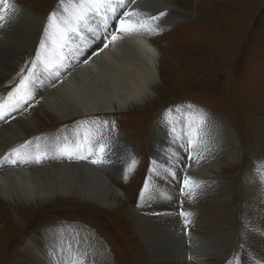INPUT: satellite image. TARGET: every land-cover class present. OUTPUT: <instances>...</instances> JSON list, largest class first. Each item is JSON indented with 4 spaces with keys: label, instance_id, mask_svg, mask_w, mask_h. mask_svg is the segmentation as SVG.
<instances>
[{
    "label": "rangeland",
    "instance_id": "rangeland-1",
    "mask_svg": "<svg viewBox=\"0 0 264 264\" xmlns=\"http://www.w3.org/2000/svg\"><path fill=\"white\" fill-rule=\"evenodd\" d=\"M12 1L17 6L30 10L35 15L45 17V19L56 8L58 2V0ZM159 1L150 0L142 3L143 5L147 2L143 10L153 15L162 11L167 13L165 18L161 20L164 30L158 35L145 38L159 50L161 55L158 79L153 89L154 93L148 96L145 101H142L141 104L130 106L126 108L127 110L113 112L110 115L116 121V124L120 123L118 125L122 128L125 137L122 134L119 135L120 139L117 136L113 137L107 129H103L100 133L98 130L94 132V139H99L102 132L104 139L101 140V143L107 142L110 145L107 155L108 162L99 165V167L110 179L109 186L112 189L114 186L121 192L116 203L112 206H101L94 201L91 202L81 198L76 193L64 197L56 195L42 201L34 199L24 202L16 198L1 199L0 264H20L22 255L30 247H33V249L35 247L34 250L30 249V253L34 255L29 254L30 259L35 257L38 259V264H51L52 261L49 256L42 254L39 248L41 241L39 239L36 241V237L39 233L54 232L53 224L71 222L90 232L85 234L81 227L68 230L65 226L57 228V231L60 234L67 235L74 232L82 233L81 239L87 236L91 237L102 257L99 264H153L156 257L150 253L149 246L147 247L148 243L143 240L141 233L139 234L136 230L135 212H143L144 214H142L149 221H156L157 214H163V218L158 223V226H160L165 221H171L168 191L173 195L177 194L182 198H186V196H181L183 195L182 191H178L177 180L182 171L183 163L185 164L184 159L188 163L187 153L178 143L172 142L171 125L167 126L168 124H165L168 121L165 118L167 109L175 102L189 103L194 106L204 105L209 111L216 113L233 128L237 136V143L240 145V149L244 150L241 165L227 163L223 160L222 155L226 148L231 150L230 146L233 143L226 140V137L223 136L225 134L221 130H210L208 151L207 154L204 153L206 160H202L199 163L200 166L193 163L190 167L191 174H189L197 180L202 177L199 180L203 182V187L200 194L187 204V211L191 212L192 216L190 218L191 223L186 229L182 223L185 240L187 237L186 231L193 232L200 229V232L203 233L201 236L197 234L200 239L216 242L215 246L217 248L220 246L217 249V255L213 253L211 256L204 257L207 264H264V244L261 241L249 242V239L245 238L246 233L243 229V224L250 222L254 226L253 230L264 232V228L261 227L264 224V212L262 210L264 208V187L259 184L256 170L257 182L255 187L257 185L259 187L250 188L244 181L248 169L252 165L254 167L256 163L254 160L256 155L262 159L254 169L261 167V164L264 167L263 143L259 146L261 148L258 151L257 142L254 150L255 157L253 156L254 152L250 155V150L247 149L254 141L253 138L259 130V126H264V13L262 14L264 0H171L175 10L171 8L166 9V11L165 8L160 7ZM17 18L19 20L23 19L19 13ZM254 19L257 20L255 24L253 23ZM252 26L253 28L249 30ZM7 27H10V25ZM35 34L31 30L30 34L25 35L23 42H26V45L20 49V55L13 56V58L10 53H7L1 57L2 53H0L2 59H5L8 64H12L9 71L2 72L0 75V97L6 96L7 92L11 90L9 82L13 81L14 77L16 78L15 82H19L17 73L25 68L26 64L29 66L30 61L34 58L31 50L37 45L36 36L35 38L33 36ZM39 108L40 104H36L32 109H28V112L35 119V129L18 120L25 138L31 139L34 136L43 135L40 139L45 140L48 137L58 136L66 127L76 126L77 129L67 130L71 132L68 144L72 146L69 150H72L75 154H81L82 151L83 154V147L78 148L75 146L81 143L83 135L78 133L74 136V134L80 131L79 128L83 127L78 124L86 119L76 116L77 118L72 117V119L68 118L61 121L54 115H44ZM97 117L99 115L94 116V118ZM160 119L161 122L164 121L165 125H161L157 131L151 133L154 125ZM92 120L88 119L85 124L88 125ZM260 121L261 123H259ZM6 128L7 126H4L0 129V138L6 140L5 146H10V150L21 145V142L18 141V144L15 142L16 139L24 136L10 135L5 132ZM49 130H56V132L53 133ZM177 131L179 130L177 129ZM110 138L112 139L110 140ZM114 138L117 141H114ZM56 140L58 139L56 138ZM73 141L75 144H73ZM36 145L37 142L33 148L36 149ZM224 147L225 149H223ZM174 148L178 149L179 154V162L175 164L176 182L175 178L169 177L164 172L165 168L172 166L169 157L175 150ZM49 149L52 151V145L48 146V150L43 155L44 157L51 155ZM89 150L91 149L88 147L87 152ZM28 151L30 152V149ZM146 151L149 155L152 153L153 161L156 162V166L153 165V168L160 172L162 178L152 173L149 186L150 190L154 189L155 194L151 199L141 201L140 191L143 188L144 179H147L146 170L151 167L150 164L146 168ZM138 152L141 155L136 157L140 160L139 168L133 169L135 173L130 179H128V172V178L126 179L128 181H126L123 178L124 173L120 175V168L130 159L133 153L136 155ZM79 161L87 163L88 159H80ZM217 162H222L223 166L215 171L212 167ZM56 164H61V161H57ZM22 167L27 168V165ZM178 169H180L179 172ZM204 169H208L214 177H223L224 180L218 178L205 179ZM244 170L247 171L246 174ZM91 172L97 175L96 172ZM71 182L79 183L80 181ZM224 192L226 193L225 196L228 197L227 206L231 205L229 207L231 212L217 203V199L222 198ZM219 201L222 203L221 199ZM165 203L166 205H164ZM181 204V200H179V205ZM199 204H201V209L198 207ZM216 209L219 210L221 219L230 224L222 228L223 230L220 228L219 231L215 230L221 220L219 217L216 219L214 216V210ZM177 210L173 206L172 213L174 214ZM244 214H247V216L245 217ZM199 216H202V219ZM257 217L259 218L257 219ZM153 223L156 226L155 222ZM199 226L202 228H197ZM89 227L93 228L94 232ZM52 238H46L42 240V243L49 241L54 244ZM170 240L171 242L167 240L168 244L162 241L156 243V245L158 248H164L167 244L168 249V246L171 247L175 242V235ZM186 241L184 243L185 248L190 245L188 239ZM59 245L63 247L61 244ZM201 245L200 242L199 245L194 243V246L201 247ZM50 246L54 245H47V247ZM61 255L58 254L55 257ZM224 255L228 256L223 257ZM185 258L187 263L190 256ZM62 260L65 264L69 263L65 258ZM159 260L165 261L160 257ZM176 260L177 257L173 255L171 264H175ZM160 261L156 260L155 264H162ZM26 264L32 263L28 262Z\"/></svg>",
    "mask_w": 264,
    "mask_h": 264
},
{
    "label": "bare ground",
    "instance_id": "bare-ground-1",
    "mask_svg": "<svg viewBox=\"0 0 264 264\" xmlns=\"http://www.w3.org/2000/svg\"><path fill=\"white\" fill-rule=\"evenodd\" d=\"M144 1H150V0H143V2ZM11 2L14 3L12 0ZM171 2H172L171 0H160L159 5L162 9L165 8V11L166 9H171V8L175 10ZM142 3L133 7H140L141 9H143L147 4V2L144 3L143 5ZM17 8L19 10L18 13L22 15L23 19L19 20L16 16V19L13 21V23L10 24V27L6 26L4 29L0 30V53H2L1 57L7 53H10L12 57L13 56L16 57V55H20L21 53L20 49H22L26 45L25 44L26 42H23V40L25 39V35L30 34L31 30L36 33L33 36L34 38L36 36L35 39L37 41L36 47L33 50H31V53L34 57L47 18L45 19V17L43 18L37 16L34 13H32L30 10L24 9L22 7L17 6ZM164 18L165 17H163V19ZM101 35H102L101 39H95L91 37V35L89 34L87 39L90 46L82 45L83 47L82 55L76 56L75 52H73L71 54L70 59L67 61V67L61 69L60 75L58 77L48 76L47 74H41V79L36 85V94L34 96V99L29 102L33 106L32 107L25 106L27 108L26 111L21 110V111L13 112L10 114V116L5 117L4 120H0V129H2L4 126H7L5 132H7L10 135L23 137L24 135L19 126L18 120H21L23 123L28 124L32 126L33 129H35L34 127L35 119L33 118L32 114L28 112V109L29 108L32 109L34 105L40 104L39 109L41 113L43 112L44 115L45 114H51V116L54 115L55 117L59 118V120L61 121L63 120L65 121V119L68 118L72 119V117L77 118L76 116L85 118L86 120L78 124L80 127L82 126L83 127L79 128L80 131L76 132L74 136H76L78 133H82V135H85L89 131L96 132L97 130L100 133V131H102L103 129H107L110 135L114 137L113 135L114 132L110 131L109 127L105 126L101 128L100 124L102 122H108V125H111L110 119L112 118L110 117V115L113 112L124 110L133 105H139L142 103V101H145L148 96H151L154 93L153 89L158 79V67L160 65L159 60L161 61V55L159 50H157L149 41H147V39H145L146 37L148 38V36L137 35V34L124 36L115 45L109 44L108 48H104V43L107 41L103 39V34ZM108 39H110V36L108 37ZM77 43L80 42L77 41ZM75 47L76 45H73V48ZM101 49L103 50L101 51ZM1 57H0V75L2 72L9 71L12 68L11 67L12 64H8L5 61V59H2ZM85 60H87L88 62L85 63L84 62ZM186 105H189V103L175 102L169 107V109H167V113L169 112V110H172L173 116L171 118L175 119L176 117L175 109L183 108ZM196 107L203 109L210 115L212 120V127L210 128V130L211 129L221 130L223 134H225L223 136L226 137V140H229V142L233 143L232 146H230L231 150L230 149L227 150V148L225 149V147L223 148L225 149L222 155L223 160L227 161V163L236 164L237 166L241 165V158L244 154V150L240 149V145L237 143V136L235 135L233 128L229 126L227 121L225 122L221 117L216 115V113H212L208 109L201 106H196ZM95 115H99V117L94 118ZM12 117H14V119ZM165 118L167 120L169 119L167 115ZM88 119L91 120L93 119L92 121H95L97 123H91V124L89 123L88 125H86L85 122ZM166 122L165 124H168L167 126H170L169 122L168 121ZM259 123H261V121ZM163 124L164 121L161 122L160 119L158 123L154 125L151 133L157 131V129L160 128V126ZM180 127H181L180 124L176 125V128H180ZM69 129L73 130V129H77V127L76 126H72L70 128L66 127L65 129H63V131L59 133L58 136L48 137L45 140H41V139L39 141L36 140V137L42 138V136H34L31 139L25 138L24 136L23 138L16 139L15 143L19 141L22 144L25 141H31L32 143L29 145L28 150L30 149V152L33 153L34 155L35 154L40 155L42 157V162L39 164L17 163L16 165H11L9 163H4L0 165V200L1 199L7 200L8 198L9 199L16 198L24 202H28L34 199L38 201H42V200H47L50 197L56 195H60L64 197L76 193L79 194L81 198L87 199L91 202L94 201L101 206L103 205L112 206L116 203L121 192L114 186L113 189L112 187L109 186L111 183L110 179L102 172L99 165L91 163V160L94 159L95 157L88 156V152H87L88 145L86 142L83 145L82 150H84L83 155L87 157L86 159H88L87 163L79 161L80 159H76L75 156H73L72 159H68L67 154L61 155L59 148L64 147L65 143H68L69 139L71 138V132L67 131ZM120 134L124 136V134L115 127V136L119 137ZM66 137L68 138L67 141L65 140ZM56 138L58 140H56ZM120 138L121 137H119V139ZM111 139L112 138H110V140ZM253 139L254 141L252 142V144L247 147V149L250 150V155H252L254 150L256 149L255 147L257 142H258L257 145L258 151L261 148V147L259 148V146L262 143L264 145V126L262 127L259 126V130H257L256 135ZM5 142L6 140L4 138H0V157H3L6 153H8V150L10 148V146L9 147L5 146ZM36 142L37 144L40 145L39 153H37L36 149L33 148ZM51 145H52V151L49 149L51 151V155L44 157L43 155L45 151L48 150V146L50 147ZM174 149L175 150L173 152L178 153V149L177 148ZM205 154L207 153L205 152ZM253 156L255 157V152ZM204 159L206 160V158ZM261 159L258 158L256 155L254 159L256 161L254 167L252 165L248 169L249 171L245 177L246 180L244 181L246 185L250 188L256 186L257 177L259 180V176L257 175V173H260L261 176H264V167L262 164L261 167L259 166L258 168L254 169L255 167H257V164L260 163ZM57 161H61V164L57 165L56 164ZM82 163L86 164V166H84V164ZM150 164H151L150 168L156 166V163L155 164L153 163L152 156H150ZM23 165H27V168H23L22 167ZM79 166L82 168H80ZM221 166H223V163L217 162L212 168L215 171H217ZM249 166L250 165L248 164V167ZM183 167H184V163L182 168ZM117 170L119 171V169ZM179 170L180 169H178V172ZM239 170H240V166H239ZM255 170L257 177L255 175ZM91 171L96 172L97 175L92 173ZM190 171L191 169L189 168L188 174L190 173ZM244 172L246 174L247 171L244 170ZM151 175L153 174L148 170L146 176L148 183H150L151 181V177H152ZM204 175H205L204 177L205 179L218 178L216 176L214 177L208 171V169L207 170L204 169ZM160 177L162 178L161 174ZM176 179L177 177L175 178V182ZM218 179L224 180L223 177ZM71 181H80V182L75 183ZM257 187H259V185H257ZM225 195L226 193L224 192L222 198H219L221 199L222 203L219 201V199H217V203L222 207L227 208V210L231 212V210L229 209L231 205L227 206L228 197ZM181 196H185V195L183 194ZM168 198L170 200V206H171L170 208L171 221L170 222L165 221L163 224L158 226L159 220L163 218V214H159V215L157 214L156 221H152V220L149 221V219H146L144 217L143 212H142L143 214L139 212H135L136 220L134 222L137 232L139 234L141 233L140 235H142L143 240H145L148 243L147 247L149 246L150 253L153 256L155 255L156 260L160 261L159 257L162 258V260H165L163 262L160 261L162 262V264H171L173 262L172 261L173 255L177 257L175 264H207L206 261L204 260V257L211 256L213 255V253L217 255V251H218L217 249L220 246L217 248V246H215L216 242L200 239L198 235L201 236L203 235V233L200 232V229H196L193 232L191 231L186 232V236H187L186 240L188 239L190 245L187 248H185L184 246L186 245L184 243L187 241L185 240V236H183L184 227L182 225V221L180 220V218L177 217L178 216V214H176L177 212H174L173 214L172 209L174 206V209L183 208L184 210L187 211V204L189 203L190 200L187 199V197L182 198L177 194L173 195L170 191H168ZM177 199L182 200L181 205H179ZM164 205H166V203ZM200 206L201 204L198 205L199 208ZM235 207L233 208L236 210ZM262 210L264 212V208ZM214 212H215L214 213L215 218L217 219L219 217V219H221L219 210L216 209L214 210ZM154 216L156 217V214ZM244 216L246 217L247 214H244ZM201 217L202 216H199L200 219H202ZM258 218L259 217H257V219ZM153 222H155L156 226L154 225ZM200 224L201 223L199 222V225ZM228 225L230 224L227 221L221 219L219 226L216 229L215 228L214 229L219 231V229L221 228V230H223L222 228ZM261 227L264 228V224ZM156 228L159 230H157ZM197 228H202V227L199 226ZM75 235L80 236V239L77 243H75L74 241ZM81 235L82 233H78V232H74L67 235L62 233L61 234L55 233V231L54 232L48 231L47 234L46 233L38 234L37 235L38 237H36V241H38V239L41 241V243L39 244V248L42 251V254H46L49 256V259L52 261L51 264H65L64 261L62 260L63 258L67 259L68 262L75 259L77 261H80V264H99V261H102V257L94 240L88 236L84 239H81ZM174 235H175V242L172 245L170 244L171 247L168 246L167 249V244H168L167 240L171 242L170 239ZM50 237H53L52 240L54 241V244L50 243L49 241H47L46 243H42V240H45L46 238H50ZM245 238L249 239V242L251 243L252 242L254 243L256 241H261L264 244V232L261 230L259 231L250 230L246 233ZM162 241H164L167 244H165L164 248H158L156 243H160ZM199 242L202 244L201 247L194 246V243H198L199 245ZM59 244H61L63 247H61ZM47 245H54V246L47 247ZM231 247L233 248V246ZM248 247L250 248V246ZM257 248L259 249V247ZM30 249H33V247H30L23 255L21 254L22 261H20V264H26L28 262L32 264H38L37 258L33 257V259H30L28 257L29 254L32 255L30 253ZM78 251H80V256H78ZM58 254H62V255L59 257H55ZM186 256H190V260H188L187 263L185 258ZM227 256L228 255H224L223 257H227ZM237 258H241V257H237ZM156 260L153 262V264H155Z\"/></svg>",
    "mask_w": 264,
    "mask_h": 264
},
{
    "label": "snow or ice",
    "instance_id": "snow-or-ice-1",
    "mask_svg": "<svg viewBox=\"0 0 264 264\" xmlns=\"http://www.w3.org/2000/svg\"><path fill=\"white\" fill-rule=\"evenodd\" d=\"M143 0H58L56 8H54L47 16L46 23L43 27L42 34L39 39L38 47L35 51L34 58L30 61V67L26 64L16 78L9 82L11 90L7 95L0 97V120L10 116L16 111H26L27 107L33 105L29 102L34 99L36 94V85L41 79V74L48 76L60 75L61 69L67 67V61L71 54L75 52L76 56L83 54V46H90L88 43V35L95 39H103L104 48H108L109 44L115 45L124 36L128 35H158L164 30L161 20L167 15L166 12H159L156 15L141 9L133 7ZM17 6L11 0H0V30L13 23L18 14ZM110 36V39L108 37ZM79 41L80 43H77ZM73 45H76L73 48ZM103 49H101L102 51ZM85 63L88 61L85 60ZM26 69V72H25ZM8 87V86H6ZM176 117L172 119V110H169L167 117L172 134V142L178 143L180 147L187 153V158L191 163L199 164L205 157L204 153L208 151L209 133L212 126L210 115L194 105H186L183 108L175 109ZM14 119V117H12ZM7 122V121H5ZM97 123L95 121L89 122ZM180 124V130L177 131L176 125ZM109 127L110 131L115 130V124L108 125V122H102L100 127ZM94 132L89 131L82 136L81 143L75 145L82 148L86 142L89 149L88 156H94L91 163L102 165L107 163V155L110 145L101 143L104 139L101 132L99 139H94ZM67 137L65 140L67 141ZM39 141L40 137H36ZM31 141H25L23 144L9 150L3 157H0V165L9 163L16 165L17 163H36L42 162V157L28 151ZM73 144L75 142L73 141ZM72 145L65 143L64 147L59 148L61 155L67 154L68 159L75 156L76 159H86L81 154H75L69 151ZM37 153L40 152V145H36ZM172 166L165 168L164 172L171 178H176L175 164L179 162V154L173 152L169 157ZM155 164L156 162L153 161ZM191 163L189 167H191ZM135 161L129 165L128 172L134 169ZM149 171L156 176H160V172L155 168ZM259 176V184L264 187V176ZM183 188L181 191L189 200L195 199L201 192L203 182L195 179L187 172L183 176ZM154 189L150 190L148 180H145L144 186L140 191V200L147 201L154 195ZM179 215L183 218L185 229L191 223L192 213L181 208ZM254 226L247 222L243 225L244 232L253 230ZM69 264H80L75 259L69 261Z\"/></svg>",
    "mask_w": 264,
    "mask_h": 264
},
{
    "label": "water",
    "instance_id": "water-1",
    "mask_svg": "<svg viewBox=\"0 0 264 264\" xmlns=\"http://www.w3.org/2000/svg\"><path fill=\"white\" fill-rule=\"evenodd\" d=\"M181 179H182V176H180V178H179V181H178V182H179V185H180L181 182H182Z\"/></svg>",
    "mask_w": 264,
    "mask_h": 264
},
{
    "label": "trees",
    "instance_id": "trees-1",
    "mask_svg": "<svg viewBox=\"0 0 264 264\" xmlns=\"http://www.w3.org/2000/svg\"><path fill=\"white\" fill-rule=\"evenodd\" d=\"M259 9V8H258Z\"/></svg>",
    "mask_w": 264,
    "mask_h": 264
}]
</instances>
